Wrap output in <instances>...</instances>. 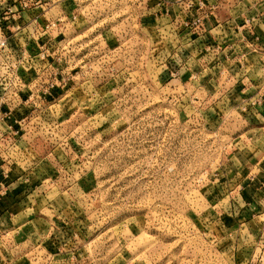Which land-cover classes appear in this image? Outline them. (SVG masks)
<instances>
[{"label": "rangeland", "instance_id": "obj_1", "mask_svg": "<svg viewBox=\"0 0 264 264\" xmlns=\"http://www.w3.org/2000/svg\"><path fill=\"white\" fill-rule=\"evenodd\" d=\"M173 1L0 0V264H264L260 97L171 80Z\"/></svg>", "mask_w": 264, "mask_h": 264}, {"label": "crops", "instance_id": "obj_2", "mask_svg": "<svg viewBox=\"0 0 264 264\" xmlns=\"http://www.w3.org/2000/svg\"><path fill=\"white\" fill-rule=\"evenodd\" d=\"M204 1L210 5L217 4V8L197 30L190 31L188 28L176 25L180 21L179 16L182 21L198 13L200 7L197 4L195 10L189 12L181 4L180 9L174 4L176 1H173L174 3H170L171 6L166 8L167 15L161 12L163 8H155L148 15H156L155 12L160 10V18L170 23L169 27L173 29L172 31L176 30L180 33L176 36L179 44L178 49L176 48L177 52L174 53L179 56L180 63L178 67L170 68V76H173L171 80L190 82L193 81V76L196 77L195 81L200 88L202 87L201 89L206 86L207 89L215 90L217 87L223 94L231 93L228 96H236L237 89L241 90L242 85H246L247 96L253 97L252 100L260 97L259 105L252 110L255 115L251 120L257 124L254 129L263 130L262 143L260 142V148L252 150L251 146L257 141L249 135L247 146L254 153H247L245 158L247 160L245 166L250 169L245 178L250 180L244 182L243 191L246 197L247 195L250 197L253 192L254 196L251 197L255 198V194L260 195L261 200L254 201L253 204L254 208H261V212L264 210V199H262L264 197V0ZM155 19L158 17L156 16ZM168 64L176 65L171 62ZM250 85L252 88H249ZM245 89L242 88V91ZM256 158L258 161L255 160ZM11 176L10 173H0L1 194L7 192L13 194ZM3 197L5 196H0L1 214H7L10 218L9 210L16 204L3 201Z\"/></svg>", "mask_w": 264, "mask_h": 264}, {"label": "built area", "instance_id": "obj_3", "mask_svg": "<svg viewBox=\"0 0 264 264\" xmlns=\"http://www.w3.org/2000/svg\"><path fill=\"white\" fill-rule=\"evenodd\" d=\"M217 8V4H212L210 7L204 11L201 15L194 16L191 20L184 23L187 28L200 29L203 26L205 19L212 16L213 11Z\"/></svg>", "mask_w": 264, "mask_h": 264}]
</instances>
